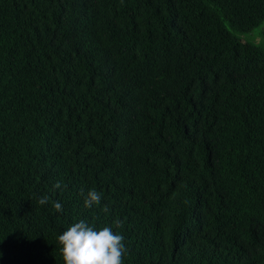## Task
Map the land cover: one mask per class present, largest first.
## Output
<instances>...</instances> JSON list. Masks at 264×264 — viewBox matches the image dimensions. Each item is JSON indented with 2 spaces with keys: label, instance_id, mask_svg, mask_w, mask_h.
Listing matches in <instances>:
<instances>
[{
  "label": "trees",
  "instance_id": "16d2710c",
  "mask_svg": "<svg viewBox=\"0 0 264 264\" xmlns=\"http://www.w3.org/2000/svg\"><path fill=\"white\" fill-rule=\"evenodd\" d=\"M262 26L264 0H0V264H64L80 220L122 264H264Z\"/></svg>",
  "mask_w": 264,
  "mask_h": 264
},
{
  "label": "clouds",
  "instance_id": "9594fccd",
  "mask_svg": "<svg viewBox=\"0 0 264 264\" xmlns=\"http://www.w3.org/2000/svg\"><path fill=\"white\" fill-rule=\"evenodd\" d=\"M62 186L60 181L53 185L54 189H61ZM101 200L102 193L93 188L84 198V207L100 205ZM39 203L41 205L48 203V197H41ZM53 206L56 211H63L59 202H53ZM102 210L107 213L109 207L105 205ZM115 226L119 228L123 225L117 219ZM58 241L64 264H122V257L127 252L122 234L114 232L107 226L97 229L85 220L73 223L59 235Z\"/></svg>",
  "mask_w": 264,
  "mask_h": 264
},
{
  "label": "rangeland",
  "instance_id": "374dc122",
  "mask_svg": "<svg viewBox=\"0 0 264 264\" xmlns=\"http://www.w3.org/2000/svg\"><path fill=\"white\" fill-rule=\"evenodd\" d=\"M264 29V26H262L261 28H259L258 30H255L254 32L252 33H249V34H244L242 36V38L245 40V41H249V40H253L256 35H258L259 31H262ZM257 41H260L259 38H256ZM254 41V40H253Z\"/></svg>",
  "mask_w": 264,
  "mask_h": 264
}]
</instances>
